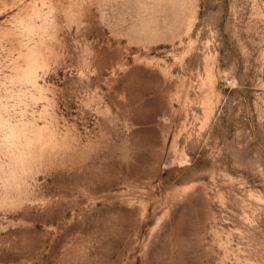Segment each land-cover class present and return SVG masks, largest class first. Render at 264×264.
<instances>
[{"label":"rangeland","instance_id":"1","mask_svg":"<svg viewBox=\"0 0 264 264\" xmlns=\"http://www.w3.org/2000/svg\"><path fill=\"white\" fill-rule=\"evenodd\" d=\"M0 264H264V0H0Z\"/></svg>","mask_w":264,"mask_h":264}]
</instances>
